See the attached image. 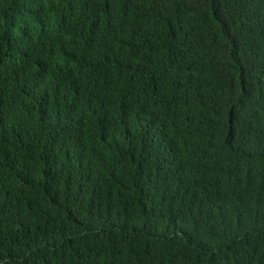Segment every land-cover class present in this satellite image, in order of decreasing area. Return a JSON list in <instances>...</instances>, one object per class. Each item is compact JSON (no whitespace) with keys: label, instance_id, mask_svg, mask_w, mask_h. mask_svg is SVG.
I'll use <instances>...</instances> for the list:
<instances>
[{"label":"trees","instance_id":"1","mask_svg":"<svg viewBox=\"0 0 264 264\" xmlns=\"http://www.w3.org/2000/svg\"><path fill=\"white\" fill-rule=\"evenodd\" d=\"M0 264H264V0H0Z\"/></svg>","mask_w":264,"mask_h":264}]
</instances>
